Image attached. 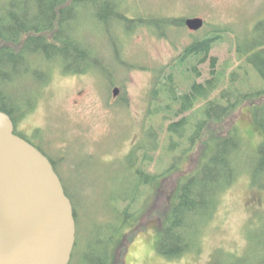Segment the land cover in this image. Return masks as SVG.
Returning <instances> with one entry per match:
<instances>
[{"label": "rangeland", "instance_id": "1", "mask_svg": "<svg viewBox=\"0 0 264 264\" xmlns=\"http://www.w3.org/2000/svg\"><path fill=\"white\" fill-rule=\"evenodd\" d=\"M7 1L0 0V4ZM108 1L114 4L122 1L128 17L144 16V20L150 17H202L205 27L193 31L186 26H165L168 35L160 36L159 29L155 25H147V21L139 25L122 22L118 28L117 19L110 17L109 22H100L92 8H84L74 21L73 31H77L82 43L92 48L96 57L85 65L88 72L70 74L58 66L50 79L46 70L36 69V72L30 71L27 76L24 74L14 79L7 86L10 105H35L21 118L18 114L22 109L14 111L19 118V130L36 139V143L58 162L65 178L86 180L88 184H91V178L95 179L92 182L96 189L93 201L105 219L111 215L114 199L128 193L126 181H123L128 175L123 167L118 166L125 161L123 157L136 141L140 145L154 144L150 126H161L165 131L168 124L162 121V116L151 115L157 109L155 101V108L150 109V89L155 79L153 71L167 67L194 37L218 27L228 29L226 34L234 45L229 39L220 41L211 54L222 64L233 62V69L239 64L236 45L255 44L258 38L254 35V27L258 21H264V0ZM117 30L122 31L118 33ZM208 67L209 64L200 67L202 79L209 76ZM249 69L251 78L241 80L240 77L237 84L246 85L249 81L246 88L242 87L245 91L263 87V80L250 66ZM115 86L121 88L118 98L113 96ZM262 101L264 96L255 104ZM252 104L247 101L241 105L216 130L223 134L236 125L249 147L258 151L264 143V131L254 121ZM160 137H164V132ZM203 149L200 143L182 163L181 169L160 180L161 185L140 227L128 228L123 241H127L128 234L132 235L135 229H138L137 235L131 239L123 256L121 247L116 250L113 264H264V169L259 170L257 154L247 151V148L240 155L243 163H240L241 175L220 196L213 218H204L206 214L202 212L207 209L193 218L186 236L192 243V249L173 259L158 251L167 205L173 200L182 175L198 166ZM80 153L82 158L78 155ZM244 153L254 156L247 157ZM154 155L157 162L160 154L155 152ZM84 156L93 157L90 165L84 162L82 171L65 172L76 163L81 165L82 160L87 159ZM154 166L157 172L162 171L156 164ZM91 191L92 187H87L86 192ZM91 201L90 198L88 204ZM83 219L87 225L86 239L75 264H84L83 253L95 235L103 237L104 233L93 229L90 217L83 216Z\"/></svg>", "mask_w": 264, "mask_h": 264}, {"label": "trees", "instance_id": "2", "mask_svg": "<svg viewBox=\"0 0 264 264\" xmlns=\"http://www.w3.org/2000/svg\"><path fill=\"white\" fill-rule=\"evenodd\" d=\"M121 3L114 4L108 0H8L4 5L0 4V110L18 122V116L24 117L35 106L10 105L7 95L8 83L24 74L27 76L30 71L46 70L50 79L58 66L70 74L88 72L85 65L96 57L92 48L82 43L77 31H73L74 21L84 8H92L95 18L100 22H109L110 17L117 19L118 28H121L122 22L139 25L147 21V25H155L159 29L160 36L168 35L165 26L182 28L186 25L185 18L150 17L144 20V16L128 17ZM226 33H229L228 29L218 27L207 31L205 35L194 37L167 67L152 70L155 79L150 89V109L155 108L153 101L157 109L151 115L162 116V121L168 124L165 131L161 126H150L154 144L140 145L136 141L130 152L123 157L125 161L118 166L123 167L128 175L123 180L128 186V193L113 198L109 218H103L100 214L102 211L94 205L96 189L92 182L95 179L91 178V184H88L86 180L65 178L66 175L58 168V162L40 146L52 160L74 205L77 242L70 264H75L86 239L87 225L83 216L90 217L89 223L94 230L104 231L103 237L95 235L94 241L83 253V263L113 264L116 250L120 247L123 256L138 229L132 235L128 234L127 241H123V237L128 228L140 227L161 185L160 180L181 169L182 163L200 143L204 149L198 166L192 172L182 175L173 200L168 203L162 218L163 234L158 251L168 259L182 257L192 249V243L186 236L193 218L205 209L202 212L206 214L204 218H213L220 196L241 175L243 163L240 155L246 148L254 152V155L257 154L259 170L264 169V143L255 151L240 135L236 125L228 129L227 133L222 134L216 130L241 105L250 101L253 103L254 121L264 131V101L255 104L264 96V86L245 91L243 88H246L249 81L246 85L237 84L240 77L241 80L251 78L248 75L249 66L264 82V21H258L254 27V35L258 38L255 44L236 45L239 64L233 69V62L222 64L211 54L220 41L229 39ZM229 42L234 45L230 39ZM242 61L247 64L244 65ZM208 64L209 76L202 79L203 71L200 67ZM19 109L22 110L16 116L14 111ZM161 132H164L163 138L160 137ZM155 152L160 154L157 162ZM245 154L247 157L254 156ZM78 155L83 157L81 153ZM92 158L84 156L81 165L76 163L75 167L67 168L65 172L82 171L84 162L90 165ZM154 164L162 171L157 172ZM89 186L92 191L87 193ZM90 198L92 201L88 204ZM117 200L120 201L118 204L115 203Z\"/></svg>", "mask_w": 264, "mask_h": 264}, {"label": "water", "instance_id": "3", "mask_svg": "<svg viewBox=\"0 0 264 264\" xmlns=\"http://www.w3.org/2000/svg\"><path fill=\"white\" fill-rule=\"evenodd\" d=\"M185 24L198 31L205 19ZM15 132L0 110V264H70L77 242L72 199L49 156Z\"/></svg>", "mask_w": 264, "mask_h": 264}, {"label": "flooded vegetation", "instance_id": "4", "mask_svg": "<svg viewBox=\"0 0 264 264\" xmlns=\"http://www.w3.org/2000/svg\"><path fill=\"white\" fill-rule=\"evenodd\" d=\"M188 28V27H187ZM194 31V30H193ZM115 88H118L119 89V93L117 94V95H114V92H113V96L115 97V98H118L119 96H120V91H121V88L119 87V86H115ZM114 88V89H115ZM114 89H113V91H114ZM13 117V116H12ZM13 120H14V118H13ZM14 123H15V131H16V133L18 134V135H20V136H22L23 138H25L26 140H28L29 142H31L33 145H35L36 147H38L39 149H40V146H39V144L38 143H36V139H34V138H31L29 135H27V134H24L23 132H21L20 130H19V127L17 126V122L14 120ZM45 153V152H44Z\"/></svg>", "mask_w": 264, "mask_h": 264}]
</instances>
